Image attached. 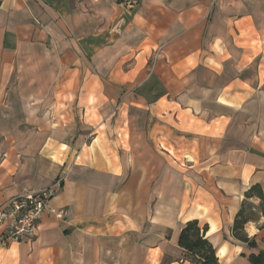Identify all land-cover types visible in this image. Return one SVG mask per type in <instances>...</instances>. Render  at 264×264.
<instances>
[{
    "label": "crops",
    "instance_id": "0c3cea01",
    "mask_svg": "<svg viewBox=\"0 0 264 264\" xmlns=\"http://www.w3.org/2000/svg\"><path fill=\"white\" fill-rule=\"evenodd\" d=\"M60 178L0 264H264V0H0V207Z\"/></svg>",
    "mask_w": 264,
    "mask_h": 264
},
{
    "label": "built area",
    "instance_id": "2783aa9c",
    "mask_svg": "<svg viewBox=\"0 0 264 264\" xmlns=\"http://www.w3.org/2000/svg\"><path fill=\"white\" fill-rule=\"evenodd\" d=\"M61 186L62 180L58 179L47 189L35 194L16 196L5 202L0 207V225L5 228V240L19 243L34 235L45 213L64 219L66 211L52 205V199Z\"/></svg>",
    "mask_w": 264,
    "mask_h": 264
},
{
    "label": "trees",
    "instance_id": "16d2710c",
    "mask_svg": "<svg viewBox=\"0 0 264 264\" xmlns=\"http://www.w3.org/2000/svg\"><path fill=\"white\" fill-rule=\"evenodd\" d=\"M124 2L125 0H118ZM243 217L236 223V228L244 223ZM206 227L201 228L197 221H191L182 230L179 244L192 254V262L195 264H218L215 250L205 238Z\"/></svg>",
    "mask_w": 264,
    "mask_h": 264
},
{
    "label": "rangeland",
    "instance_id": "374dc122",
    "mask_svg": "<svg viewBox=\"0 0 264 264\" xmlns=\"http://www.w3.org/2000/svg\"><path fill=\"white\" fill-rule=\"evenodd\" d=\"M124 2H130V3H135L136 2V0H125ZM119 101V100H118ZM120 103V102H119ZM117 105H119V104H117ZM61 180H62V184H63V182H64V178H60ZM37 193V192H36ZM27 194H35V193H29V192H26V193H24V194H21V195H27ZM18 196H20V195H18ZM16 197V196H15ZM14 198V197H13ZM65 210V209H64ZM66 211V210H65ZM46 214V213H45ZM133 241H135L134 240V237H132V240H131V245H132V243H133ZM129 243V244H130ZM125 244V249H126V246H128L129 244H127V243H124ZM123 244V245H124ZM114 245V251H122V243L120 242V243H115V244H113ZM118 252H116V254H117ZM114 263L115 264H122V261H121V263H120V260H118L117 259V257H115V259H114Z\"/></svg>",
    "mask_w": 264,
    "mask_h": 264
}]
</instances>
